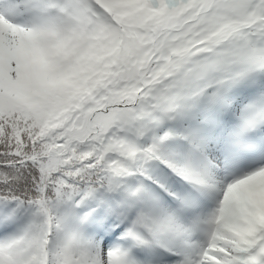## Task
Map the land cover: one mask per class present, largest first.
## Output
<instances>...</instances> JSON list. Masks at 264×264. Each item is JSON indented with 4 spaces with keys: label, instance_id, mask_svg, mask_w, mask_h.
Listing matches in <instances>:
<instances>
[{
    "label": "snow or ice",
    "instance_id": "1",
    "mask_svg": "<svg viewBox=\"0 0 264 264\" xmlns=\"http://www.w3.org/2000/svg\"><path fill=\"white\" fill-rule=\"evenodd\" d=\"M0 264H264V0H0Z\"/></svg>",
    "mask_w": 264,
    "mask_h": 264
}]
</instances>
